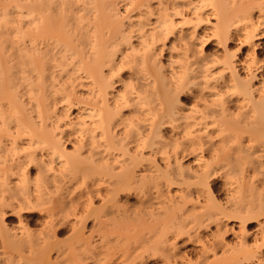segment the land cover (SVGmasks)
Wrapping results in <instances>:
<instances>
[{
	"label": "bare ground",
	"instance_id": "1",
	"mask_svg": "<svg viewBox=\"0 0 264 264\" xmlns=\"http://www.w3.org/2000/svg\"><path fill=\"white\" fill-rule=\"evenodd\" d=\"M124 4L122 11L117 0H0V172L17 176L0 175V264H76L77 257L53 262L50 254L62 255L65 244L56 238L65 226L75 242L83 240L77 233L89 213L105 214L104 223L116 218L113 227L124 234L136 224L151 251L168 244L169 253L184 226L196 232L205 218L217 232L227 231L224 218L236 219L246 248L247 226L264 216V60L253 49L264 0ZM234 42L237 51L248 45V54L236 58ZM62 101L68 105L58 109ZM72 104L78 111L71 119ZM183 153L197 166L185 165ZM218 173L243 180L225 203L214 194ZM79 178L106 187L98 209L92 199L100 193H86L81 215L70 196ZM175 183L185 186L179 196L160 190ZM131 189L156 196L131 206L121 196ZM188 202L193 208L184 209ZM33 208L43 211L36 231L22 213ZM12 220L19 227L6 223ZM222 245V258L212 249L213 261L201 264H240L237 247Z\"/></svg>",
	"mask_w": 264,
	"mask_h": 264
},
{
	"label": "rangeland",
	"instance_id": "2",
	"mask_svg": "<svg viewBox=\"0 0 264 264\" xmlns=\"http://www.w3.org/2000/svg\"><path fill=\"white\" fill-rule=\"evenodd\" d=\"M117 2H119V8L123 11L125 9V7H124L125 4L124 3H127L128 0L127 1L126 0H117ZM263 6H264V4H263ZM130 9L132 10V11H130V13L132 12L131 13L132 16H134L135 13L138 12L137 10L135 11L133 9V7H131ZM257 12H258L257 9L253 11V13H257ZM214 20H215V17H210L209 18L210 22L207 23V24L210 25L212 22H214ZM263 30H264V26H260V29L257 31L258 35L254 39L255 40V46L253 47V49L255 50V54H257V58L261 59V61L264 60V31ZM238 43L239 42H234L233 43V47L234 48H232V49H233V51H236V53H237V57L236 58H238V57L242 58L243 56L248 54L247 50L250 47L248 45H244V46L240 47L239 51H237L236 47L239 48V46H237V45H239ZM234 44H236V45H234ZM66 103L67 102L62 101L56 107L58 109L59 108L61 109L62 107H67L68 103L67 104ZM70 106L71 107L68 106V108H70L69 111H68V114L70 115V118L72 119L75 116L76 112L78 111V106L77 105H73V104L70 105ZM65 121H68V119L67 120L65 119ZM67 130L69 131V129H67ZM20 139H21L22 142H20ZM20 139L17 140V143L21 145V144H23V141H24V143H26L25 140H27V137H22ZM70 139H75V137H70ZM6 142L8 143V141H6ZM7 145L9 146V143ZM72 146H74V145L71 142H69V141L65 142V147L67 148V151L71 150L73 148ZM1 147L2 148L4 147L3 143L1 144ZM37 151H38V154L42 153L39 150H37ZM22 153H23V151L22 152L20 151V156L22 155ZM17 155H19V154H17ZM11 158H13V159H11ZM15 158L13 156L10 157L11 160H14ZM180 158L182 159V162L185 165L188 164L189 166L191 165L192 167H196L197 166V162L193 161V155H190V154H187V153H183V158L182 157H180ZM205 159H207L206 154H205ZM7 163H9V162H6L5 164L9 165ZM30 167L33 168V165L32 166L30 165ZM243 167L249 169V168H251V165L250 164H243ZM3 169H5V166L2 167L0 170H3ZM14 173L15 172L9 173L8 170H7V172H5V174L3 172H0V175H2V177L3 176L7 177L8 180H15V178L17 176ZM9 174H13V175L12 176L10 175V177H9ZM92 179H94V178H91V180H90V178H88V179L79 178V180H78L79 183H77L78 182L77 181L76 182L77 183L76 186L75 185L73 186L76 189H74V192L70 196L74 197L76 200H78V202L75 201V203L78 204V205L75 204V205H77L76 207L79 208V209L76 208V209H78V211L80 209L82 210L81 207L84 208L86 199L88 198L86 193L87 192L89 193V191H91V192L93 191L92 193H90V195H93V194H96V193H100L99 196H95V198H94V195L92 196V198H94V199H92V202L94 203L93 206L97 207V209H98V207L99 208L101 207V199H102L101 197H102V194L104 193L103 191H105L104 189L106 187L104 186L105 184H101L102 186H99L100 185L99 184L96 187L95 185H93L94 183L92 184ZM211 180H214V182L212 183L213 186H214V189H215L214 194L216 195L217 200L220 201L221 203H225L226 202L227 194L229 192V189H233V188L237 187L239 183L243 182L241 176H239V175L229 176V177H226V179H225V177L224 178L221 177V175L219 173L217 175H215L214 177H212ZM226 183L230 184V186L226 185ZM73 184H75V181L73 182ZM91 185L93 187H91ZM86 187H88L90 190L88 188H86ZM163 187L160 188V190L164 189L163 190L164 193L169 191L170 193L176 194L177 196H179L181 194V193H179L177 191L185 188V186L183 187V186L179 185L178 183L177 184L176 183L175 184H166ZM190 190H192L194 192H196V190H200V191L205 192V188L200 186V185H192L190 187ZM94 191L95 192L97 191V192L95 193ZM128 192L125 191V193L124 192L121 193V196L124 197L123 199H125V200H126V198H125V196H126L127 199H129L128 200L129 201L128 205H131V206H134L136 204L138 205V203L140 201L145 200L147 197L156 196L155 190H152V193L150 192L152 195L149 192H146L144 194V193L140 192L139 190H136V191L133 190L132 191V189L130 191H128ZM126 194H128V195H126ZM96 195H98V194H96ZM100 195H101V197H100ZM203 195L205 196V193ZM142 196H143V198H141ZM204 196L203 197L202 196L199 197V200L201 202L202 201L206 202V201H204V200H206L204 198H206L207 195L205 197ZM161 199L162 198H160V200ZM79 200H81V201L79 202ZM153 201L157 202V200H153ZM178 205L182 206V204H178ZM49 206L45 204L44 208H47ZM192 206H194L193 202H191V203L188 202V203L185 204L184 209H186V208L190 209ZM196 206H197V204H196ZM86 207L84 209L88 208V207L87 208ZM35 209H36V211H34ZM37 209L38 208H33L31 210L22 212L23 214L25 213L24 215H26V217H27L26 219L27 220H28V218L30 220H33L32 218H34V220H33L34 222L33 221L32 222L35 223V221H36L35 224H32V226L29 227V229L32 227L31 229L33 231L41 229L40 222H38L37 219H39L38 216L43 214L42 213L43 211H40V210H37ZM68 209L69 208H67L66 210L68 212H71L72 208H71L70 211ZM94 209H96V208H94ZM6 211L9 212V209H7ZM82 211H79L80 213H78V214L81 215V213H83ZM86 212L87 211H85L84 214ZM38 213H39V215H38ZM84 214H82V215H84ZM89 214H87V220H86L87 222H85V227L83 226L80 229V231L77 233V236L82 234L81 237L83 238V240H80L81 239L80 237H76L77 239H76V242H75V240H73V239H75V237L73 236V233H71L72 229L71 228L69 229V226L68 227L65 226L66 227V233L65 234H63L61 236H57L56 239L58 241L59 240L63 241L65 246L63 245L62 250H60L62 255L58 254L55 251L51 252L50 255H51V259L53 258L52 261L55 260L56 262H58L56 259H59V260L60 259L61 260L66 259V260H68L69 258L74 256V257H77V259L72 257V260H74V259H75V261L77 260L78 262L76 261L75 262L76 264H78V263L79 264H121L122 262H123L122 264H124L123 259H125V261H126V258L130 257L132 259L133 258L136 259L135 261L132 260L131 262L134 261V263H130V264H174V263L175 264H201V263H204L203 262L204 261V257H207V258H205V259H207V260H205V262H207V263H210L211 261H213L214 253H213L212 249H214V251L217 250V251H215V252H217V256L216 257L222 258L223 256H221V252L222 251H221L220 248H221V246H223L222 245V243H223V244H226V246L228 245L230 247H232V246L237 247L236 249H238V251L236 252L237 256L235 255V257L239 258V263L241 262L240 264H264V228L262 230L260 227H258L259 222H263V226H264V216H260L259 220H257V221L254 220V221H252L250 223V225L247 226L248 235H246V237H245V239H246L245 243H247L245 245L246 248L241 247L239 245V242L241 240V232H240V227L238 225V221L236 219H225L224 218L223 219V224H227L228 225V226L225 225L227 227L226 228L227 231L223 232V230H222L221 232H217L218 231L217 230V224L214 222V220L213 219L208 220L207 218H205L207 220V221H205V225L201 226V228L196 230V232L192 228L193 225L191 226V224H190V226H191L190 227L187 224L186 225V229H185V226H184L183 227L184 230H183V228L180 230L182 235L180 237H178V239L176 240L177 243H178L177 244V248L178 249L176 248L175 249L176 251L174 250L175 252L171 251V253H169L170 252L169 250H170L171 247L168 244L167 245L163 244V246L161 245V247L158 246L156 250H152L151 251V249L149 247H150V243L152 245V242H150V239L145 238L146 235H143L145 233L142 234V232H141L142 229L139 231V228H138L139 226H137L134 223H132V224H134L135 227H134V225L133 226H129V227H125V229L128 230V232H125V234H126L125 235L124 232L122 231L123 228L121 230L120 227H119L118 231H117L118 224L116 222H118V221L115 222L116 218L114 219V224H113V222H111L113 220L110 221L109 219L107 220L108 222L104 223L105 222L104 219L103 220L100 219V216H101V214L103 216V213H101V214L98 213L94 218L92 216H90ZM28 215H29V217H28ZM12 216H14V218H17V217H15L16 215H12ZM88 216L92 217V218H89ZM104 216H106V215L104 214ZM104 216H103V218H104ZM109 216L111 217V215H109ZM109 216H107V217L110 218ZM36 217H37V219H36ZM66 220L68 222H70V221L73 222L74 221V217L73 216H68V219H66ZM25 222L26 221H24V223ZM217 222H219V221H217ZM6 223L7 224L11 223L10 226L13 225L14 227H19V225H16L17 220H15V221L14 220L7 221ZM119 224H121V222ZM99 225L102 226V227L100 228ZM115 225L117 227H113ZM37 226H39V227H37ZM94 226H95V228H94ZM122 226H126V225H122ZM140 226L144 227L145 223H144V226H143V224L140 225ZM146 226H147V224H146ZM135 228H138V229H136L137 232L138 231H139V233L141 232L140 234L139 233H137V234H139V235L142 234L143 236L141 235L140 237H137V235H135V233H134L135 232ZM190 228H192V229H190ZM130 229H132V231H130ZM143 229H144V232H146L145 228H143ZM182 230H183V233H182ZM129 232H131L130 236L128 234ZM197 232L199 234H197ZM103 234H105V236ZM148 234H147V236H148ZM126 236H129L130 238L127 237L128 238L127 239ZM135 237H137V238H135ZM142 237H144L145 239H142ZM66 239L67 240L71 239L73 241H71V240L67 241ZM147 239H148V241H146ZM64 240H66V242H68V243H65ZM63 242H60V243H63ZM145 242H147V243H145ZM69 243H70V245H69ZM209 245H211V246H209ZM147 248H148V250L150 252L147 250ZM205 248L207 250H205ZM144 249L146 251H144ZM204 250H205V252L207 251L206 253H204L205 255L202 254V252ZM174 253H176V255ZM140 254L142 255L143 258L140 256ZM172 254L175 255L176 257L173 256ZM165 255H167L166 257H170V258L169 259L166 258V260H165ZM172 256H173V258L171 259ZM78 259H80V262H79ZM66 260H64V261H66ZM167 260L170 263H168ZM128 262H129V259H128ZM172 262H174V263H172ZM63 264H65V262ZM67 264H70V263H67Z\"/></svg>",
	"mask_w": 264,
	"mask_h": 264
}]
</instances>
